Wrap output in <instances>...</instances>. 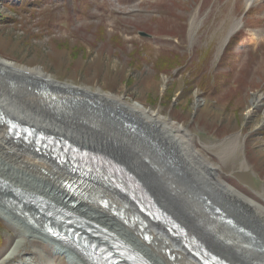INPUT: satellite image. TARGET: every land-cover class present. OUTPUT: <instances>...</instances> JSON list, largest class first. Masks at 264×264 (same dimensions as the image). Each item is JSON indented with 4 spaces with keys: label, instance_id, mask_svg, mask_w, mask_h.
Listing matches in <instances>:
<instances>
[{
    "label": "rangeland",
    "instance_id": "obj_1",
    "mask_svg": "<svg viewBox=\"0 0 264 264\" xmlns=\"http://www.w3.org/2000/svg\"><path fill=\"white\" fill-rule=\"evenodd\" d=\"M0 20V59L20 69L41 68L62 84L120 97L182 126L194 150L214 166L219 182L264 206V0H0ZM36 80H27V86ZM3 82L0 77V98L36 116L24 94H10ZM158 122L164 138L176 139L187 172L209 180L185 140L168 123ZM158 154L160 167L177 179L178 169ZM179 179L186 195L210 207L191 179ZM0 212L1 262L18 242L19 230ZM231 221L253 238H258L254 232H264ZM224 255L230 260L235 253ZM69 257L55 258L47 245L26 240L8 264H70Z\"/></svg>",
    "mask_w": 264,
    "mask_h": 264
},
{
    "label": "bare ground",
    "instance_id": "obj_2",
    "mask_svg": "<svg viewBox=\"0 0 264 264\" xmlns=\"http://www.w3.org/2000/svg\"><path fill=\"white\" fill-rule=\"evenodd\" d=\"M248 1L250 3L252 0ZM42 70L20 69L12 62L0 59V77L7 81L3 82L5 89L10 94H24L22 96L26 102L37 110L36 116L31 117L16 111L0 98V109L7 114L4 120H0V210L6 214V221L19 230L18 242L0 264L13 260L26 240L47 245L55 258L68 253L71 256L70 264H93L90 262L93 252L90 244L94 242L108 245L123 243L147 264H206L186 246V240L177 238L168 227L147 217L130 198L113 189L97 188L99 183L90 187L81 182L82 192L71 189L68 185L71 181L85 178L70 171L69 166L62 164L51 151L41 150L33 141H19L12 134L9 118L31 126L37 125V128L44 127L46 132L53 131L52 134L59 132L68 135L73 145L94 147L92 149L109 153V148L114 147L115 153L124 157L130 170L128 185L142 184L156 203L191 236L196 230L199 231L203 236L202 242L206 239L212 252L232 264H264V232H254L258 238H253L241 225L228 224L233 220L250 231V227L264 228V206L227 182H219L214 166L201 158L188 141L186 129L170 121L165 122L157 113L141 105L130 104L120 97L104 94L100 90L87 88V91L84 87L62 84ZM34 79L38 80L32 87L27 86V80ZM254 100L259 102V98ZM156 122L168 123L166 126L185 140L184 146L191 152L192 158H198L210 175L209 180L202 181L187 172V162L176 139L164 138ZM137 128L142 129L141 132H137ZM81 140L89 142L86 144ZM152 149L160 152L158 155L178 169L177 179L168 175L163 166L160 167L163 164L155 157L158 152L154 154ZM180 175L191 179L201 195L209 199V208L194 202L191 194L186 195L189 192L181 183ZM106 201L110 202L108 207L105 206ZM61 210L68 213L70 221L79 223L70 227L49 214L52 211L60 213ZM174 210L181 214L188 212V215L179 216ZM194 221L197 222L196 230ZM53 225L65 232L78 230L83 233L80 239L70 233L67 236L78 241L77 249L88 258L85 259L74 248L49 234L47 226ZM198 226L206 227L213 232L212 235L206 238L205 232H201ZM148 236L151 237L149 241ZM224 252L229 256L235 255L233 258L230 256L229 260ZM21 264H30V261Z\"/></svg>",
    "mask_w": 264,
    "mask_h": 264
},
{
    "label": "trees",
    "instance_id": "obj_3",
    "mask_svg": "<svg viewBox=\"0 0 264 264\" xmlns=\"http://www.w3.org/2000/svg\"><path fill=\"white\" fill-rule=\"evenodd\" d=\"M0 22H1V20H0ZM3 231H4V227H3L2 223L0 222V246L2 245V243H4L2 241V239H3Z\"/></svg>",
    "mask_w": 264,
    "mask_h": 264
},
{
    "label": "water",
    "instance_id": "obj_4",
    "mask_svg": "<svg viewBox=\"0 0 264 264\" xmlns=\"http://www.w3.org/2000/svg\"><path fill=\"white\" fill-rule=\"evenodd\" d=\"M143 36H146V34L145 33H141ZM3 112H2V110L0 109V114H2ZM185 240L187 241V242H191L192 240H191V238H188V237H185Z\"/></svg>",
    "mask_w": 264,
    "mask_h": 264
}]
</instances>
